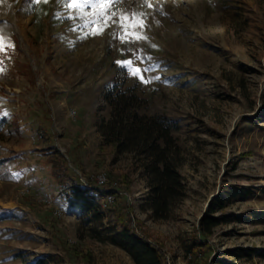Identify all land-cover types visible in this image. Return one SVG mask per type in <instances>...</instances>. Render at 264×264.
Segmentation results:
<instances>
[{"label": "rangeland", "instance_id": "1", "mask_svg": "<svg viewBox=\"0 0 264 264\" xmlns=\"http://www.w3.org/2000/svg\"><path fill=\"white\" fill-rule=\"evenodd\" d=\"M67 1L41 0L32 11L22 7L28 0H0V56L9 66L17 40L18 56L37 73L34 80L12 79L0 65V264H21L18 253L49 264H84L75 248L91 252L93 264H135L110 241L105 216L59 196L34 135L36 117L49 108L54 143L76 153L81 178L125 176L135 214L164 240L168 264H188L200 222L221 197L229 201L212 214L223 217L208 236L218 261L212 264H264V0H149L152 7L118 0L108 9L116 20L121 13L146 14V26L135 31L147 39L133 40L127 82L148 98L145 112L181 125L174 135L187 194L165 219L142 207L149 189L133 154H112L101 165L95 158L98 127L110 110L103 93L113 63H123L124 29L109 20L102 34H92L100 26L93 22L101 9L92 7L99 0H77L72 10ZM68 11H77L81 26L68 25ZM134 68L148 69L144 79L132 75ZM244 123L257 128L237 139Z\"/></svg>", "mask_w": 264, "mask_h": 264}, {"label": "trees", "instance_id": "2", "mask_svg": "<svg viewBox=\"0 0 264 264\" xmlns=\"http://www.w3.org/2000/svg\"><path fill=\"white\" fill-rule=\"evenodd\" d=\"M67 2L72 5V1ZM38 5L36 0H28L22 7L35 11ZM72 8L71 6V10ZM76 12L68 11L64 15L68 25L81 26V17ZM134 44L133 39H122L120 48L124 56L123 63H113L115 72L103 93L110 108L109 116L99 124L98 130L102 140L95 158L101 165L112 154L123 152L133 154L144 168L149 189L142 207L155 219H165L172 208L187 194L186 184L179 170L180 147L174 135L181 125L165 114L145 112L148 98L142 94L139 85L127 82L128 65L124 62L128 61L131 46ZM14 48L17 51L16 54L15 52L10 54L11 64L6 65L5 57L0 56V65L7 69L6 73L12 79L16 74H24L34 80L37 73L31 63L18 56L22 47L17 40H15ZM8 52H11V48ZM42 112V117H36L34 135L38 142L43 144L39 151L45 157L50 175L59 187V196L68 201L72 207L83 209L99 218L105 216L111 227L110 241L126 249L135 264H168V251L164 240L149 232L143 221L135 214L128 195L129 191L122 185L124 181L122 177L125 176L114 178L108 175L109 181L106 185L117 180L123 192L117 194L115 201L108 207L101 208L102 194L99 186L93 183L88 186L81 179L78 172L81 170L79 157L76 153L70 154V150L62 151L54 143L57 132L50 126L53 121L51 109H43ZM256 128V125L244 123L243 133L237 139H241ZM80 143L81 141H78L76 145ZM241 157L242 155L237 156L235 161ZM73 161H77L79 166H75ZM230 194L238 195L239 193L232 190ZM228 201L225 197L216 199L210 207L211 214L202 218L198 234L190 249L188 264H212L217 261L212 259L215 247L208 236L223 217L212 214L223 209ZM74 255L84 264H93L91 252L75 248ZM17 256L20 257L21 264H49L46 257L30 259L22 253H18Z\"/></svg>", "mask_w": 264, "mask_h": 264}, {"label": "snow or ice", "instance_id": "3", "mask_svg": "<svg viewBox=\"0 0 264 264\" xmlns=\"http://www.w3.org/2000/svg\"><path fill=\"white\" fill-rule=\"evenodd\" d=\"M41 0H36V3H40ZM45 3L48 2V0H44ZM77 0H72V5L74 6L76 4ZM118 0H99L98 4H93V8H100L101 11L99 13L98 19L94 21L93 23H96L100 25L95 32L92 34H102L105 27L109 26L108 21L111 20L112 23L118 24L122 29H124V34L121 35V39L130 38L133 40L138 39H147L146 36H143L142 33L135 31L137 27H145L144 21L142 17H144L146 14L143 12H132L128 15H125L121 13L119 15V19H112L117 15V13H110L108 14V9L113 3H117ZM145 4L148 5V7H152V5L149 3V0H144ZM9 47H12V45H8ZM5 45H4V37L2 34H0V52L4 51ZM126 63L129 67L132 66V61H126ZM147 72L148 69H139L134 68L132 70V75L134 76H140L141 79H144V77L141 75V72ZM145 82H147L145 80Z\"/></svg>", "mask_w": 264, "mask_h": 264}, {"label": "built area", "instance_id": "4", "mask_svg": "<svg viewBox=\"0 0 264 264\" xmlns=\"http://www.w3.org/2000/svg\"><path fill=\"white\" fill-rule=\"evenodd\" d=\"M81 179L86 182L88 186L92 185V183L99 186V190L102 194L101 208L103 209H105L115 201L117 194L123 192V189L120 187L119 182L117 180L112 181V183H110L109 185H106V183H108L109 181V177L108 174L105 172L92 175L88 178L82 177ZM56 208V213L60 215L61 211H63L62 208Z\"/></svg>", "mask_w": 264, "mask_h": 264}]
</instances>
